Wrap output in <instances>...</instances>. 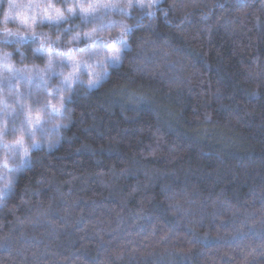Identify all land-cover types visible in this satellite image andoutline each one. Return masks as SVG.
Returning <instances> with one entry per match:
<instances>
[{
    "label": "clouds",
    "instance_id": "1",
    "mask_svg": "<svg viewBox=\"0 0 264 264\" xmlns=\"http://www.w3.org/2000/svg\"><path fill=\"white\" fill-rule=\"evenodd\" d=\"M0 264H264V0H0Z\"/></svg>",
    "mask_w": 264,
    "mask_h": 264
}]
</instances>
